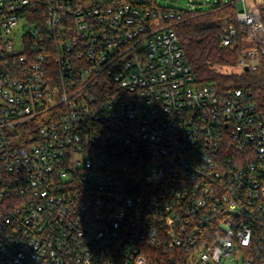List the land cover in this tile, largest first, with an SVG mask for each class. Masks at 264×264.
<instances>
[{
    "label": "built area",
    "instance_id": "obj_1",
    "mask_svg": "<svg viewBox=\"0 0 264 264\" xmlns=\"http://www.w3.org/2000/svg\"><path fill=\"white\" fill-rule=\"evenodd\" d=\"M240 1L223 45L243 71L264 0ZM183 19L158 0H0V264H264V114L196 82Z\"/></svg>",
    "mask_w": 264,
    "mask_h": 264
},
{
    "label": "trees",
    "instance_id": "obj_2",
    "mask_svg": "<svg viewBox=\"0 0 264 264\" xmlns=\"http://www.w3.org/2000/svg\"><path fill=\"white\" fill-rule=\"evenodd\" d=\"M237 8L220 2L209 10L184 12L177 29L187 62L200 85L214 83L222 90L249 89L264 114V57L248 71H227L241 58L240 46H224V28L237 26Z\"/></svg>",
    "mask_w": 264,
    "mask_h": 264
},
{
    "label": "rangeland",
    "instance_id": "obj_3",
    "mask_svg": "<svg viewBox=\"0 0 264 264\" xmlns=\"http://www.w3.org/2000/svg\"><path fill=\"white\" fill-rule=\"evenodd\" d=\"M226 3H236V8L241 9L243 4L240 0H158L162 7L173 8L183 12H190L192 10H209L212 7L216 6L217 3L220 2ZM228 72L229 71H239L241 72L240 68L237 66L227 67L225 68ZM243 72V71H242ZM233 264H243V260L241 259L239 263L233 261Z\"/></svg>",
    "mask_w": 264,
    "mask_h": 264
},
{
    "label": "water",
    "instance_id": "obj_4",
    "mask_svg": "<svg viewBox=\"0 0 264 264\" xmlns=\"http://www.w3.org/2000/svg\"><path fill=\"white\" fill-rule=\"evenodd\" d=\"M245 70L248 71L249 69L246 68Z\"/></svg>",
    "mask_w": 264,
    "mask_h": 264
}]
</instances>
